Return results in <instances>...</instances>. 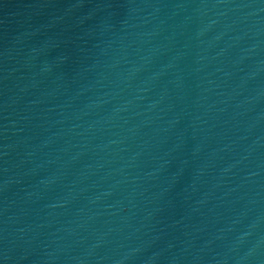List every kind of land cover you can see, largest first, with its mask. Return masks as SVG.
I'll list each match as a JSON object with an SVG mask.
<instances>
[{"label":"water","instance_id":"1","mask_svg":"<svg viewBox=\"0 0 264 264\" xmlns=\"http://www.w3.org/2000/svg\"><path fill=\"white\" fill-rule=\"evenodd\" d=\"M0 264H264V0H0Z\"/></svg>","mask_w":264,"mask_h":264}]
</instances>
